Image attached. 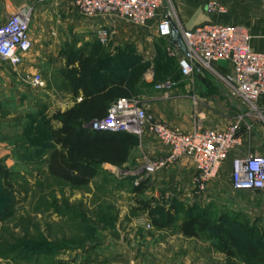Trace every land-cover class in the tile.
I'll use <instances>...</instances> for the list:
<instances>
[{"label":"rangeland","instance_id":"obj_1","mask_svg":"<svg viewBox=\"0 0 264 264\" xmlns=\"http://www.w3.org/2000/svg\"><path fill=\"white\" fill-rule=\"evenodd\" d=\"M124 23L127 33L119 43L112 35L106 44H101L95 31L91 46L83 48H89L85 50L87 55L93 57L92 48L100 46L107 57L96 61L107 60L114 78L126 75L135 78L131 92L121 98L143 103L151 95L160 96L178 110L185 109L184 103L188 102L190 121L195 123L193 129L202 125L197 122V115L215 99L196 86L194 74L189 77L180 74L176 54L171 55L165 40L155 35V24ZM199 77L207 79L205 75ZM42 79L45 83L42 89L29 83L33 99L26 108L16 102L11 107L0 98V264H133L135 260L137 264H157L154 260L157 254L140 240L152 238L154 231L165 228L166 235L179 232L175 224L157 228L151 222L150 213L157 217V223H166L155 203L144 208L139 202L150 200L152 190L138 196L132 192L130 172L151 161V155L132 149L125 165L102 166L97 176L80 188L50 176L46 165L53 145L42 123L53 115L58 90L69 91V87L57 85L44 76ZM166 84L168 88H156ZM163 91L168 92L167 98L161 96ZM216 91L221 102H235L222 89ZM52 125L56 127L57 122L52 121ZM229 179L230 172L226 169L216 182L214 197L205 195L198 201L190 194L187 203L180 201L189 208L179 206L177 221L185 217V210L191 209L192 214L210 221L219 215L235 219L237 214L244 224L246 219L251 224L254 219L248 213L253 206L246 203L249 200L245 195L231 198L235 194L231 192ZM164 198L162 195L159 202L165 204ZM144 220L150 221L152 229L143 226ZM255 225L258 235L263 228ZM225 231L228 235L233 233L229 228ZM225 235L204 232L198 239H223ZM244 235L251 236L249 232ZM221 257L205 264H229L224 254Z\"/></svg>","mask_w":264,"mask_h":264},{"label":"crops","instance_id":"obj_2","mask_svg":"<svg viewBox=\"0 0 264 264\" xmlns=\"http://www.w3.org/2000/svg\"><path fill=\"white\" fill-rule=\"evenodd\" d=\"M74 1L0 0L1 20H5L9 15L19 10L32 8L29 22L31 50L24 56L23 62L14 69L8 65L0 64V98H4L7 105L11 104L12 107L16 102L21 103V108L29 106L33 99L30 96L29 87L31 74L39 73L41 75L40 72H42L48 81L53 79L57 85L68 86L64 76L67 61L72 57L75 58L78 54L88 56L85 50L89 48H83L92 44L95 38L94 33L98 29H111L114 38L117 39L116 43L125 37L127 33L124 26L125 20L116 17L84 16L74 7ZM168 10L172 11L174 21H178L185 29L214 23L241 26L251 36L252 51L264 53V0H161L160 8L157 11L158 17ZM151 23L155 24L154 21L149 22V24ZM154 33L157 36L155 27ZM168 40V47L170 46L177 52V63L178 55H182V53L179 52L177 46H171ZM217 67L222 72L230 71V66L224 62L218 63ZM194 75L196 76V86L201 87L207 97L211 96L215 99L204 107V111L198 113L197 122L202 123L199 127L222 131L231 122L242 117L239 121V145L230 151L221 164L218 178L221 172L226 169L231 174V161L234 158L244 157L249 153L264 155V120L244 115L246 109L238 100L229 104L221 102L216 89L219 90L222 87L217 80L206 74L194 73ZM200 75H205L207 79H201ZM58 91L60 95L56 96L53 114L57 111L64 112L81 100V93L78 96H73L70 90ZM40 96L37 95V98ZM157 96H159L158 93ZM145 99L143 104L154 118L166 121L169 125L182 131L191 132L194 128L195 123L190 121L188 102L184 103L185 109L178 110L170 106L160 96L151 95ZM0 100L2 101V99ZM258 106L264 108V100H259ZM56 127H59V123ZM137 148L147 152L151 157L164 154L162 148L152 140L143 142ZM103 167L112 168L114 166L104 164ZM194 174L195 169L189 163L171 165L157 175L156 190L162 196L175 184L180 185L181 188L175 196L178 201L186 203L190 194L193 199L198 201L204 199L205 195L208 198L214 197L218 178L208 185L205 195H198L190 190ZM231 192L235 194L231 195L233 200L241 195L246 196L249 200L246 203L253 206L248 213L254 219L252 223L260 224L264 228V192L233 189ZM253 208L259 209V211H255ZM133 225L134 223L130 224L131 227ZM164 230L167 228L154 231L152 238L140 240L141 244H149L153 253L157 254L154 259L157 264H205L210 260L218 261L222 258V254L215 251L209 240L189 238L180 233L166 235ZM133 264H137V260Z\"/></svg>","mask_w":264,"mask_h":264},{"label":"built area","instance_id":"obj_3","mask_svg":"<svg viewBox=\"0 0 264 264\" xmlns=\"http://www.w3.org/2000/svg\"><path fill=\"white\" fill-rule=\"evenodd\" d=\"M160 5L161 0L74 1V7L84 16L116 17L140 26L154 21L157 36L166 40L171 36L172 23L186 50L185 55H178L180 74L183 77L194 73L208 75L220 83L224 92L245 107L244 115L264 120V108L258 106L259 100H264V53L252 51L251 36L247 30L238 25L218 23L185 29L178 21H174L171 10L158 17ZM31 13L29 7L9 15L5 20L0 19V64L14 69L31 50ZM112 35L109 28H100L96 32L101 44H106ZM168 51L171 55L177 54L170 46ZM221 62L230 66L229 72L219 70L217 64ZM30 84L36 88L45 87L39 73L30 78ZM164 87L168 88L169 85L156 88ZM161 96L167 98L168 92L163 91ZM241 119L234 120L222 131L197 127L185 133L154 118L143 103L120 98L108 108L104 118L91 121L87 127L92 131L126 132L137 137L138 147L152 140L162 148L163 155H153L152 160L141 169L130 172L133 186L144 182V193L152 190L150 199L155 203L162 200L156 190L157 175L171 165L185 162L195 169L190 190L205 195L208 185L218 178L223 161L239 145ZM230 185L233 190L264 192V155L249 153L234 158L231 161ZM179 188L180 185L175 184L163 194L166 207L172 200H177L175 194ZM142 224L146 229H152L149 220H144Z\"/></svg>","mask_w":264,"mask_h":264},{"label":"trees","instance_id":"obj_4","mask_svg":"<svg viewBox=\"0 0 264 264\" xmlns=\"http://www.w3.org/2000/svg\"><path fill=\"white\" fill-rule=\"evenodd\" d=\"M164 40L168 46L167 40ZM92 51L93 57L83 54L72 57L64 71L69 90L73 96L81 93V100L64 112L57 111L42 123L53 145L47 159L48 174L73 188L86 186L104 164L114 167L125 165L130 159L131 150L139 145L137 137L132 134L92 131L87 127L91 121L104 118L111 104L128 95L135 82V78L129 75L114 78L107 60L96 61V58L107 57L103 49L95 46ZM52 121L59 123V127H54ZM129 180L134 195L144 193V182L133 186L132 178ZM139 202L147 208L154 200ZM155 204V209L166 217V223L159 224L157 217L149 214L157 228L175 224L178 232L189 238H198L204 232L225 235V230L229 228L233 233L226 234L225 238L208 239L215 251L224 254L229 264H264V228L257 235L256 223L250 224L246 219L244 224L237 214L235 219L219 215L215 221H210L207 217L192 214L191 209L185 210V217L177 221L179 206H188L177 200H172L168 207L161 202ZM247 232L251 236H245Z\"/></svg>","mask_w":264,"mask_h":264},{"label":"water","instance_id":"obj_5","mask_svg":"<svg viewBox=\"0 0 264 264\" xmlns=\"http://www.w3.org/2000/svg\"><path fill=\"white\" fill-rule=\"evenodd\" d=\"M168 43L171 45V46H177L178 47V50L179 52H181L182 54H186V50H185V47L182 43V40L175 28V26L171 23V36L168 40Z\"/></svg>","mask_w":264,"mask_h":264}]
</instances>
